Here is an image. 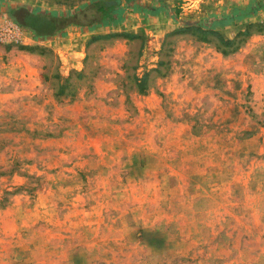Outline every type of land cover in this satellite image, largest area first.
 I'll use <instances>...</instances> for the list:
<instances>
[{
  "label": "rangeland",
  "instance_id": "obj_1",
  "mask_svg": "<svg viewBox=\"0 0 264 264\" xmlns=\"http://www.w3.org/2000/svg\"><path fill=\"white\" fill-rule=\"evenodd\" d=\"M86 1L0 0V264H264V7L44 40L7 13Z\"/></svg>",
  "mask_w": 264,
  "mask_h": 264
},
{
  "label": "trees",
  "instance_id": "obj_2",
  "mask_svg": "<svg viewBox=\"0 0 264 264\" xmlns=\"http://www.w3.org/2000/svg\"><path fill=\"white\" fill-rule=\"evenodd\" d=\"M109 1L112 3L107 4ZM123 4L129 9L142 8L150 10L152 14L156 12V9L151 6L138 5V0H88L81 6L69 11H50L28 5H17L9 7L7 13L17 25L30 32L34 38L44 40L52 39L54 36H62L68 28L73 26L94 30L117 25L124 19ZM263 7L264 0H253L244 9H238L231 15L221 17L215 24L227 25L233 20L245 19L255 15ZM195 24L204 26L200 23Z\"/></svg>",
  "mask_w": 264,
  "mask_h": 264
},
{
  "label": "water",
  "instance_id": "obj_3",
  "mask_svg": "<svg viewBox=\"0 0 264 264\" xmlns=\"http://www.w3.org/2000/svg\"><path fill=\"white\" fill-rule=\"evenodd\" d=\"M110 3H112V2H110V1H109V2H107V4H110Z\"/></svg>",
  "mask_w": 264,
  "mask_h": 264
}]
</instances>
